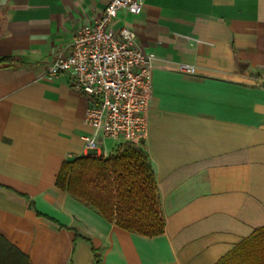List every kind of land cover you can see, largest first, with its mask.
Returning a JSON list of instances; mask_svg holds the SVG:
<instances>
[{
	"label": "crops",
	"instance_id": "0c3cea01",
	"mask_svg": "<svg viewBox=\"0 0 264 264\" xmlns=\"http://www.w3.org/2000/svg\"><path fill=\"white\" fill-rule=\"evenodd\" d=\"M110 1L0 0V59L15 60L0 65V264H95L94 251L99 264H220L264 228V0H146L118 15L155 55L142 149L160 236L57 188L62 165L89 154V99L45 72ZM120 148L104 140L95 156Z\"/></svg>",
	"mask_w": 264,
	"mask_h": 264
},
{
	"label": "built area",
	"instance_id": "2783aa9c",
	"mask_svg": "<svg viewBox=\"0 0 264 264\" xmlns=\"http://www.w3.org/2000/svg\"><path fill=\"white\" fill-rule=\"evenodd\" d=\"M145 1L111 0L96 21L75 31L66 53L46 69L47 81L66 73L73 89L89 99L83 123L91 132L81 137L87 152L97 153L104 140L143 148L147 138L155 55L142 49L132 30L115 26L122 12L141 14ZM179 71L194 73L188 65Z\"/></svg>",
	"mask_w": 264,
	"mask_h": 264
},
{
	"label": "trees",
	"instance_id": "16d2710c",
	"mask_svg": "<svg viewBox=\"0 0 264 264\" xmlns=\"http://www.w3.org/2000/svg\"><path fill=\"white\" fill-rule=\"evenodd\" d=\"M13 62L0 59V65ZM56 186L121 230L148 238L163 233L155 181L142 148L121 147L107 159L88 155L65 162ZM93 256L99 264L95 251ZM21 264H29L27 258ZM220 264H264V228Z\"/></svg>",
	"mask_w": 264,
	"mask_h": 264
},
{
	"label": "water",
	"instance_id": "95a60500",
	"mask_svg": "<svg viewBox=\"0 0 264 264\" xmlns=\"http://www.w3.org/2000/svg\"><path fill=\"white\" fill-rule=\"evenodd\" d=\"M89 156H95V152H89Z\"/></svg>",
	"mask_w": 264,
	"mask_h": 264
},
{
	"label": "rangeland",
	"instance_id": "374dc122",
	"mask_svg": "<svg viewBox=\"0 0 264 264\" xmlns=\"http://www.w3.org/2000/svg\"><path fill=\"white\" fill-rule=\"evenodd\" d=\"M122 147H124V146H122ZM126 147V146H125ZM97 156V155H96ZM97 157H101V156H97Z\"/></svg>",
	"mask_w": 264,
	"mask_h": 264
}]
</instances>
